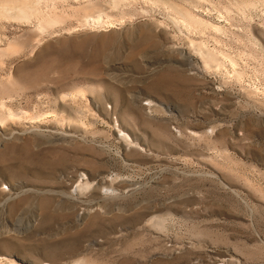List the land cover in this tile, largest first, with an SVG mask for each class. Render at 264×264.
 <instances>
[{"label": "rangeland", "instance_id": "374dc122", "mask_svg": "<svg viewBox=\"0 0 264 264\" xmlns=\"http://www.w3.org/2000/svg\"><path fill=\"white\" fill-rule=\"evenodd\" d=\"M26 1L0 0V117L27 112L0 259L264 264V0Z\"/></svg>", "mask_w": 264, "mask_h": 264}, {"label": "bare ground", "instance_id": "6f19581e", "mask_svg": "<svg viewBox=\"0 0 264 264\" xmlns=\"http://www.w3.org/2000/svg\"><path fill=\"white\" fill-rule=\"evenodd\" d=\"M24 1H26V0H24ZM34 1V0H33ZM36 1H38V0H36ZM39 2V1H38ZM36 4H38L37 2H35ZM40 3V2H39ZM33 4V2H29L28 0L26 1V2H24V3H22V4H18L19 5V7L18 8H16V9H19V12H21L22 14H24V15H21L20 13H19V15H21L22 16V18H27V16H29L28 14H29V12H31L32 10H33V8H34V6L32 5ZM32 5V6H31ZM36 6V5H35ZM10 8V7H9ZM178 9V8H177ZM181 10V9H180ZM209 10V9H208ZM182 11V10H181ZM184 11V10H183ZM37 13V12H36ZM180 13H182V12H180ZM211 13V12H210ZM185 14H187L188 16H190V13H188V12H185ZM184 15V14H183ZM100 17V16H99ZM185 17H186V15H185ZM184 17V18H185ZM29 18V17H28ZM88 18V17H87ZM90 18V17H89ZM95 18V17H94ZM98 18V17H97ZM195 18V17H194ZM99 19V21L101 20V18H98ZM23 20V19H22ZM89 20H91L92 21V19L90 18V19H88L87 21H89ZM186 20V19H185ZM85 21V20H84ZM199 21V20H198ZM197 21V22H198ZM86 22V21H85ZM93 22V21H92ZM92 22H90V23H92ZM97 22V21H96ZM195 22H196V18H195ZM200 22H202V21H200ZM204 23V22H203ZM198 24V23H197ZM200 24V23H199ZM205 24V23H204ZM202 25V24H201ZM89 26V25H88ZM198 26H200V25H198ZM220 28V27H219ZM191 43V42H190ZM195 43H197V44H195ZM202 45H204V43H202ZM201 44H199L198 42H192V45H190V46H192V47H189V49H188V53H189V55H193V51L194 52H196V59H198V62L200 61H202L204 64H208V63H210V62H215L216 61V57H215V55L214 54H212L211 52H209L208 50H206L203 46H202ZM194 56V55H193ZM194 59V58H193ZM197 65V64H196ZM217 65V64H216ZM65 97H66V95H63L62 96V101L65 99ZM65 101V100H64ZM63 101V102H64ZM1 104V106L0 107H2L3 109H5L6 107H5V103L4 102H1L0 103ZM80 107V106H79ZM160 107V106H159ZM156 108V107H155ZM78 110H80L81 111V108H79ZM63 111V110H62ZM80 111H78V112H80ZM57 112V111H56ZM83 112V111H82ZM86 112V111H85ZM43 113V112H42ZM88 113V112H87ZM30 114V113H29ZM50 114V113H49ZM79 114H82L81 112L79 113ZM25 115H27V112H25V111H19V112H15V111H13V110H8V112H7V115L5 116L4 115V117L2 118V117H0V124L3 126L4 124H6V123H11V122H15V121H17V122H22V119H23V116H25ZM40 115V114H39ZM45 115V114H44ZM44 115H42V117L44 116ZM53 116H54V114H52ZM57 115H59V113L57 114ZM56 115V116H57ZM83 116H84V113L82 114ZM30 116H32V115H30ZM36 116V115H35ZM60 116V115H59ZM65 116V115H64ZM76 116V115H75ZM87 116V115H86ZM41 117V118H42ZM82 117V116H81ZM85 117V116H84ZM84 117H82V118H84ZM30 119V118H29ZM38 119V118H37ZM40 119V118H39ZM55 119V118H54ZM53 119V120H54ZM44 120V119H43ZM49 120H51V119H49ZM57 120V119H56ZM39 121V120H38ZM46 121V120H45ZM61 121V120H60ZM42 122V121H41ZM27 123H29L30 125H41V123H37V122H35L34 121V119L32 120V121H29V122H27ZM84 123V122H83ZM43 124V123H42ZM59 124V123H58ZM85 124V123H84ZM124 131V130H123ZM125 133V132H124ZM123 133H121V135H122ZM126 134V133H125ZM124 134V135H125ZM127 135V134H126ZM121 137V136H120ZM125 137V136H124ZM127 137V136H126ZM122 138V137H121ZM128 138V137H127ZM123 139V138H122ZM124 140V139H123ZM126 140V139H125ZM127 141V140H126ZM130 143V142H129ZM129 145V144H128ZM131 145V144H130ZM81 186H78V188H80ZM162 219V218H161ZM163 223H161V225H162ZM2 261H7V262H9L10 264H17V263H15L14 262V260H11L10 258H7V257H5V256H2V258L0 259V264H4V262H2ZM72 264H84L82 261H76L75 263H72ZM89 264V263H88ZM91 264V263H90Z\"/></svg>", "mask_w": 264, "mask_h": 264}]
</instances>
